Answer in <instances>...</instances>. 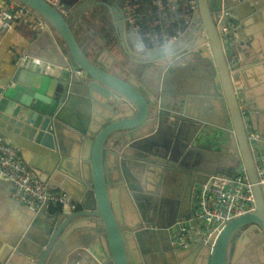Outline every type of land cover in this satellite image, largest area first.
<instances>
[{
	"label": "water",
	"instance_id": "1",
	"mask_svg": "<svg viewBox=\"0 0 264 264\" xmlns=\"http://www.w3.org/2000/svg\"><path fill=\"white\" fill-rule=\"evenodd\" d=\"M14 1L45 27L29 29L0 87V137L39 182L77 207L31 209L27 222L0 241V264H235L243 254L246 264H261L253 245L264 242V199L246 131L264 137V108L245 69L260 64L264 71V0H196L176 42L146 50L137 40L146 50L143 69L126 80L110 72L109 51L81 46L74 20L42 0ZM119 4L104 7L117 48L129 58L132 35ZM228 24L222 42L218 29ZM198 69L209 95L195 102L184 96L183 82L199 77ZM139 134L146 140L134 142ZM240 167L255 211L201 240L203 258L175 252L169 234L191 212L196 187L214 174L233 179Z\"/></svg>",
	"mask_w": 264,
	"mask_h": 264
},
{
	"label": "built area",
	"instance_id": "2",
	"mask_svg": "<svg viewBox=\"0 0 264 264\" xmlns=\"http://www.w3.org/2000/svg\"><path fill=\"white\" fill-rule=\"evenodd\" d=\"M42 1L63 17H68L71 10L80 3L78 0L68 6L65 0ZM196 5V0H120L132 37L149 50L176 42L191 24ZM173 15L174 18L183 19L185 22L183 24L177 22L172 34L164 37L162 45L148 46L142 36L146 27L154 24L163 26L162 22ZM41 23V20L24 5L14 0H0L2 30H11L17 24L37 31V26L39 24L41 26ZM230 28L231 24L219 27L218 33L222 42L227 39ZM246 136L264 199V137L249 128ZM0 179L9 184L11 198L19 205L33 210H39L45 204L52 208L67 207L70 211H75L77 207L67 194L50 191L46 185L39 182L23 163L18 151L3 137H0ZM193 204L191 212L185 219L177 221L171 228V237L177 249L189 247L199 240L208 238L232 219L255 211L252 188L245 169L238 168L233 179L222 174L210 176L204 184L196 187ZM190 234L195 237L186 238Z\"/></svg>",
	"mask_w": 264,
	"mask_h": 264
},
{
	"label": "crops",
	"instance_id": "3",
	"mask_svg": "<svg viewBox=\"0 0 264 264\" xmlns=\"http://www.w3.org/2000/svg\"><path fill=\"white\" fill-rule=\"evenodd\" d=\"M79 1L81 2L82 0H79ZM82 18H84L83 15L81 19ZM93 26L95 25L87 26L86 30L84 31L80 27L78 29L75 28L77 31V32L75 31V33L78 34L77 36L79 37L77 39L81 45L84 46L85 38H87V36L91 37L92 39H98L97 36L100 35V33L98 32L99 30L98 25L95 26L96 28ZM29 32L30 31L28 28H26L23 25L17 26V24L14 25V28H12L11 30H3L2 32H0V87H2L6 83V80L9 77L8 75L13 73L14 63L16 60L15 55L21 46H25L27 44L26 39L29 37ZM108 37L109 39L114 38V36L110 34H108ZM263 46H264V42H263ZM85 47L86 46H84V48ZM128 47L130 50V51H127L129 58H126L125 56L123 57L125 59L124 60L125 64H128V63L132 64L133 62L131 60H135L136 57H139V54L138 52H136V50L134 52L131 50L132 48L130 44H128ZM179 47L180 46L173 48L171 52L175 51ZM107 49H108V46H107ZM109 49L113 51V48H109ZM251 56L252 57L257 56L258 58L256 61L260 59V56L258 55L257 51L251 54ZM251 66L252 67H248L245 69L247 70V76H246L247 82H249L251 85L254 84L255 85L254 88L261 91L260 93H258V95L255 98H258L260 106L264 108V77H262L261 81L259 80V74L261 73L262 69H261L260 64L258 65L252 64ZM262 72L264 73L263 70ZM196 73L200 74L201 72L197 70ZM200 76L195 77L194 73H192L191 75H188L187 76L188 78L185 79L183 82V86L184 85L187 86L186 88H188L191 91L190 93L191 97L196 92L199 94L195 102L199 98H203L204 95H207L205 94L207 93L206 90H203V87L207 86V85H204L206 82H200L202 80L201 77L203 75L201 77ZM203 78H205V75ZM260 114H264V113H260ZM260 114H258V116H260ZM260 123L261 125H263L264 118H261ZM204 137H207V136L205 135ZM201 143H204L208 146V143H206L205 140H202ZM12 200L13 199L11 198V188L9 184L6 181L0 179V241L1 242H3L2 241L3 238L9 236L13 231H16L19 227H21L24 223H26L29 215H31L30 208L19 205L16 202H13Z\"/></svg>",
	"mask_w": 264,
	"mask_h": 264
},
{
	"label": "flooded vegetation",
	"instance_id": "4",
	"mask_svg": "<svg viewBox=\"0 0 264 264\" xmlns=\"http://www.w3.org/2000/svg\"><path fill=\"white\" fill-rule=\"evenodd\" d=\"M114 2L116 3L117 0H82L77 7L75 6V8H73L71 10L70 14L73 12H74L73 14H75V13L78 14L77 16L80 17L79 20L81 19L82 15L84 16V18H82L80 21H78L76 18H74L73 19L74 20L73 25L77 22L76 25L79 24V27L83 31L86 30L87 26L98 25V29H99L98 32L100 33L101 36L98 35L97 38H98V40H100L102 43L105 44V41L108 42L110 40L108 37V34L114 36V32H113V28L111 27L112 23H111L110 15L104 6H105V4H112ZM95 26H93V27H95ZM109 27H110V29H109ZM93 40L94 39H92L91 37L86 38L84 46L87 47V46H90L91 43H93V44L97 43L96 40H94V41ZM107 42H106V46H108ZM130 43L136 44L137 47L141 50V52L146 51V50L142 49L141 46H139V42H137V40H135L134 37H132V36L128 37V44H130ZM84 46L82 45L83 48H84ZM193 206H194V204H193ZM253 241L254 240H252V242ZM250 242H251V240H250ZM250 245H251V243L246 246V249L248 247L251 248ZM260 245L261 244H259V245L257 244L256 247L259 248Z\"/></svg>",
	"mask_w": 264,
	"mask_h": 264
},
{
	"label": "rangeland",
	"instance_id": "5",
	"mask_svg": "<svg viewBox=\"0 0 264 264\" xmlns=\"http://www.w3.org/2000/svg\"><path fill=\"white\" fill-rule=\"evenodd\" d=\"M74 13V12H73ZM69 14L68 18H69V21H73L74 18H76L78 21H79V16H77L78 14ZM42 22V21H41ZM77 22L73 25V31L75 33L76 28L79 27V24L76 25ZM45 27V24L44 22L41 23V26L40 24L37 26V31L40 32L43 28ZM112 27V25H111ZM113 28V27H112ZM78 34L75 33V36L76 38H79L77 36ZM88 38V36H87ZM86 39V38H85ZM97 41V44L95 46H99L100 49H106L107 51H109V53H111V55L115 58V63L111 69V73L116 75L117 77L119 78H122L124 80L128 79L129 76H135V71L138 72L140 71L141 69H143V64L141 62L142 59H144V57L146 56V51L145 52H141V50L137 47L136 44H131L130 43V46H131V50L134 52L136 50V52H138L139 54V57H136L135 60H131L133 63H128L127 65L124 64V55L122 54L121 50L119 48H117V45H116V42H115V38L113 39H110L107 44H110L111 47L113 48V51H111L109 48L107 49V46H106V41H105V44L102 43L100 40L98 39H94ZM93 40V41H94ZM138 42V41H137ZM82 46V45H81ZM117 48V49H114V48ZM181 47L177 48L175 51H172L174 53H177L179 51ZM140 50V51H139ZM146 50H149V49H146ZM87 53H90L91 51L89 50H85ZM92 53V52H91ZM135 57V56H134ZM127 58V57H126ZM143 61V60H142ZM165 64V66L168 64V63H163ZM136 77V76H135ZM244 230V229H242ZM180 237V236H178ZM182 237V236H181ZM189 237H195L193 236L192 234H190L188 237L186 236V238H189Z\"/></svg>",
	"mask_w": 264,
	"mask_h": 264
},
{
	"label": "bare ground",
	"instance_id": "6",
	"mask_svg": "<svg viewBox=\"0 0 264 264\" xmlns=\"http://www.w3.org/2000/svg\"><path fill=\"white\" fill-rule=\"evenodd\" d=\"M198 44V43H197ZM193 47V46H192ZM193 52H195V51H193ZM192 52V53H193ZM101 60H103L104 62H106L107 61V58H105V56L101 59ZM104 64H106V63H104ZM195 66V67H199V65L196 63V64H190V66ZM108 65H106V67H107ZM178 69V68H177ZM199 70V69H198ZM200 72V71H199ZM199 75H201V73L199 74ZM202 78V80L200 81V82H205V80H204V78L203 77H201ZM190 79V78H189ZM204 80V81H203ZM207 83H205L204 85H206ZM203 85V86H204ZM187 86H185L184 85V88H185V92L183 93L184 94V96H186L187 98H197L198 96H199V94L196 92L194 95H192V97L190 96V93H191V91L188 89V88H186ZM191 89V88H190ZM195 92V91H194ZM193 93V92H192ZM206 94V93H205ZM209 94H207V95H204L203 97H207ZM199 99H201V98H199ZM196 102H198V101H196ZM182 117H184V118H190V116H189V114L188 113H183L182 114ZM117 117H114V119H116ZM146 138L147 137H142V136H140V134L139 135H137V138H136V140H134V142H139V141H141V140H146ZM205 143V142H204ZM203 143V145H206V144H204ZM206 143H207V141H206ZM208 147H209V144H208ZM248 227H250V225L248 226ZM244 231V230H243ZM160 232V231H159ZM37 236V235H36ZM169 236H170V244H171V246H172V248L174 249V251L175 252H177V251H180V250H182V251H184V253L185 254H187V255H189V257L192 259V260H194V261H196V260H198V259H201V258H203V257H201L200 256V253L203 251V249L205 248V246H201V244L199 243L201 240H199V241H197V242H195L194 244H197V247L195 248V250H193V251H190V252H188L187 253V250H188V248L190 247H186V248H182V249H177L176 248V246L174 245V243H173V240H172V237H171V232H170V234H169ZM246 240H251V239H249V235L245 238ZM254 240V239H253ZM256 240V239H255ZM250 243H252V240H251V242ZM193 244V245H194ZM256 245H257V242L256 243H254V245H253V248L255 249V252L258 254V256L260 257V260L262 261V263L261 264H264V258H263V256H262V254H263V250H264V242H263V245L261 246V247H259V248H257L256 247ZM249 251H250V253H252V249L251 248H247ZM211 250H212V247L210 246V249H209V252L207 253V254H210L211 253ZM245 252H246V250H245ZM183 253V254H184ZM254 257V256H253ZM255 258V257H254ZM237 262H241V264H246V261H245V256H244V254L243 255H240V257H237V260H236V262H235V264L237 263ZM255 262H256V259H255ZM177 264H178V260H177ZM255 264H260V263H255Z\"/></svg>",
	"mask_w": 264,
	"mask_h": 264
},
{
	"label": "trees",
	"instance_id": "7",
	"mask_svg": "<svg viewBox=\"0 0 264 264\" xmlns=\"http://www.w3.org/2000/svg\"><path fill=\"white\" fill-rule=\"evenodd\" d=\"M68 6L73 5L78 0H65ZM176 15V14H175ZM168 17L163 23V26H159L154 24L151 27H146L144 30L142 36L144 37L146 43L150 47L154 46H160L164 42V37H168L172 34L173 30L175 29L177 22H180V24H183L185 20L183 19H176L174 16ZM163 30V32H162ZM88 47V46H87ZM85 47V49L87 48ZM108 48H112L110 44H108ZM114 49H117L116 47ZM61 208H52L50 207L51 213L59 211Z\"/></svg>",
	"mask_w": 264,
	"mask_h": 264
}]
</instances>
